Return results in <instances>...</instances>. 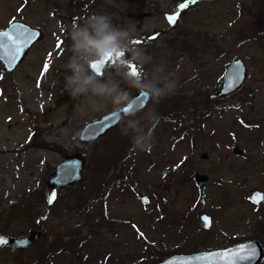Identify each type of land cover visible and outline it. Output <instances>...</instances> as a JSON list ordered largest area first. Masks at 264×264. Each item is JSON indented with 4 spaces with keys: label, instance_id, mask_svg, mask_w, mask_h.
I'll return each mask as SVG.
<instances>
[{
    "label": "rangeland",
    "instance_id": "rangeland-1",
    "mask_svg": "<svg viewBox=\"0 0 264 264\" xmlns=\"http://www.w3.org/2000/svg\"><path fill=\"white\" fill-rule=\"evenodd\" d=\"M184 3L187 7L181 8ZM258 10L264 17V0H0L1 29L19 20L44 34L12 74L0 63V234H41L27 251L0 249V264H151L155 251L166 253L164 260L173 254L225 248L233 241H255L264 248V237H258L263 243L250 239L258 220L264 223V203L258 207L249 200L250 190L264 193V31L256 32L257 39L247 32L250 21L260 22L252 18ZM91 14H106L115 25L134 28L130 47L152 57L141 65L126 53L123 69H117L110 57L95 70L100 78L114 80L130 98L135 88L123 74L132 76L129 64L141 77L163 67V74L176 82L171 94L178 113L164 120L161 100H152L138 112L142 124L148 111L160 116L151 150L124 146L117 154L126 156L127 180L109 178L96 187L99 199L71 213L87 201L94 171L104 173L110 167H97L107 157L101 153L111 139L109 133L83 149L77 135L85 124L117 109L99 97L73 98L64 87L70 74L65 65L72 54L71 25ZM169 16L176 17L175 23H169ZM137 40L141 43H134ZM235 58L246 62L245 83L227 98L210 100L209 95L219 90L225 65ZM64 93L72 102L57 101ZM127 119L112 130L113 136L123 135ZM235 147L245 157L233 154ZM95 149L103 159L96 158ZM79 151L85 159L82 182L57 190L49 204L52 191L46 179L52 168L65 155ZM195 174L208 177L203 190L196 187ZM59 203L62 208L54 213ZM21 204L27 205L20 209ZM7 210L12 214H5ZM203 213L211 217L209 231L199 220ZM88 214L95 215L91 225L85 220ZM185 214L191 216V225L183 219ZM179 225L188 228L187 237L200 250L171 253L185 246L178 239ZM55 242L68 252H60ZM136 253L140 254L135 257Z\"/></svg>",
    "mask_w": 264,
    "mask_h": 264
},
{
    "label": "clouds",
    "instance_id": "clouds-1",
    "mask_svg": "<svg viewBox=\"0 0 264 264\" xmlns=\"http://www.w3.org/2000/svg\"><path fill=\"white\" fill-rule=\"evenodd\" d=\"M134 28L117 26L112 18L106 14H91L83 23L73 22L69 31L71 39V56L65 67L70 72L66 75L64 87L70 96L99 97L110 102L114 108L125 106L129 100V93L122 90L118 83L112 79L104 80L94 70L93 65L104 61L105 57L115 58V67L123 69L126 61L123 59L127 53L133 62L141 65L151 62V55L144 49L130 47L134 39ZM122 53L117 58L116 54ZM163 67L154 70L151 76H128L123 73L130 82V86L150 96L157 103L165 96L173 93L176 82L164 75ZM141 109H137L132 115ZM141 119L129 118L124 122L122 132L129 134L131 129V141L134 149L138 151H150L152 147L153 130L160 121V116L154 110L148 111Z\"/></svg>",
    "mask_w": 264,
    "mask_h": 264
},
{
    "label": "water",
    "instance_id": "water-1",
    "mask_svg": "<svg viewBox=\"0 0 264 264\" xmlns=\"http://www.w3.org/2000/svg\"><path fill=\"white\" fill-rule=\"evenodd\" d=\"M12 23L16 24H22L25 27H27L30 31H33L37 33L38 35L33 38L32 42L29 43L26 47H24L18 57V59L14 62V64L11 67L5 66V61H0L1 66L3 70L11 74L14 72V70L24 61L25 57L29 53L30 49L37 44L38 42L43 40L44 34L41 32L42 30L35 28L33 26H30L26 23L14 21ZM11 31V26L9 25L6 29ZM225 69L222 76L221 84L219 87V90L216 93H212L209 95V99L211 100H217V99H223L227 98L230 95L236 93L239 91L242 87V85L245 83L247 74H248V68L246 65L245 60L242 58H235L231 61V63L225 65ZM231 82L232 88L228 89L226 85ZM142 92L138 91L137 89H134V94L129 98L127 104L125 106H121L117 109H115L112 112H108L107 114L103 115L102 117L89 122L85 124L82 129L79 132L78 136V146L83 149L86 147H89V145L93 144L95 141H98L106 136L110 131H112L114 128H116L123 120L126 118H129L132 115L133 112H136L137 109H141V111H144L147 109L150 104L152 103V98L150 96H142ZM131 104L132 108L130 111L125 113L123 111L124 108L128 107V105ZM143 105V106H141ZM138 114V112L136 113ZM103 127V131H100V129ZM233 154L240 157H245V153H243L238 147H235L232 149ZM82 152H77L75 154L65 155L62 157L63 159L54 167L53 172L48 176L46 179V187L47 190H51L52 192H56L57 190H65L70 187H74L78 184H80L83 180V171L85 168V159L82 157ZM201 159L206 160L207 154H203ZM194 183L196 187L199 190H203L208 177L204 174H195L193 177ZM249 199L250 202H253L258 207L264 203V193L260 191L259 189L250 190L249 193ZM140 200L147 204L148 200L145 196H141ZM207 217L208 220L204 221L202 218ZM199 220L201 221L202 228L205 231H209L212 226L211 217L203 213L199 216ZM205 223H207V227H205ZM29 235L26 237H20V238H10L7 236H4L0 234V240H3L4 243H0V249L2 248H10L14 250L15 252L20 251H26L33 247L40 239L41 234L39 231H30L28 232ZM239 244H245V245H252L257 249L258 256L257 258L250 262V264H259L260 261L263 258L264 250L261 247V244L255 241H243L239 242L235 245L223 248V249H215L210 251H200L196 253H189V254H173L169 257H166V259L157 262L155 264H181L183 261H189L192 257H196L202 254L217 252L219 250H225L229 248H234ZM192 264H201V262L192 261Z\"/></svg>",
    "mask_w": 264,
    "mask_h": 264
},
{
    "label": "trees",
    "instance_id": "trees-1",
    "mask_svg": "<svg viewBox=\"0 0 264 264\" xmlns=\"http://www.w3.org/2000/svg\"><path fill=\"white\" fill-rule=\"evenodd\" d=\"M93 4H90L89 5V7H91ZM89 7H86V8H84V9H87V8H89ZM88 10V9H87ZM261 10V9H260ZM251 13V12H250ZM256 18V19H258L260 22H258V23H255V22H252V21H250V23L248 24V26H247V32L248 33H254V35L252 36L254 39H257V36H258V34L260 35V33H256V32H258V30L259 31H264V23L263 22H261L262 20H263V15L261 14V11H257V13L256 14H252V18ZM126 55V54H125ZM126 60H128V61H131L130 60V58L128 57V55L126 56V58H125ZM262 62H263V64H264V58L262 59ZM262 73H264V69L262 70ZM67 93V92H66ZM66 93H64V94H61L60 95V97L58 98V102H64V103H68V102H72V99L71 98H68L67 97V94ZM174 97L175 96H173L172 94H169V95H167V96H165L161 101H163V102H165L164 104H162V107L160 108V113H161V115H163L162 117H163V119L164 120H166V119H168V118H170L169 117V115L171 114V115H173V114H176V113H178V111L176 110V107H175V104H174V102H173V100L172 99H174ZM207 103H209L208 101H207ZM166 109H168L167 111H169V112H166L165 113V110ZM176 110V111H175ZM170 113V114H169ZM141 114H139V115H137V116H135V117H131V118H136V119H138L139 118V116H140ZM172 117V116H171ZM116 130V129H115ZM130 132H129V134L128 135H122V136H120V134H118V135H115V136H113L112 135V131L109 133L110 135L109 136H111V139L109 140V143L107 144L108 146L106 147V149L104 150V152H102L101 154H104V153H106L107 155V157H105L104 159L103 158H101V157H104L103 155H100L99 153L100 152H98V150L97 149H95V150H93L94 151V153H98L97 155H96V158L98 159H103L102 161H101V164L99 165V166H97L98 167V169H101L102 167H108V165L110 166L109 167V169L107 170V171H104V173H99V171H94L95 172V174H96V176H93V178H92V180L90 179V181H88V184L87 185H90V190H87V201H84L83 202V204L82 205H77L74 209H73V211L71 212V213H76V212H79V211H82V209H84L86 206H90V204L95 200V199H99L100 197H101V191L100 190H97V188L96 187H99L100 188V186H104L105 184H106V182L108 181V179L109 178H112V177H117L118 179H120L121 181H123L124 179H126L127 180V177L126 176H124V174H123V164H124V161H125V158H126V156L124 155V156H118V154H117V152H119V151H121L122 149H123V147L124 146H126V145H128V146H130V148L132 147V149H133V146H132V141H131V135H132V133H131V129L129 130ZM194 135V137H196L197 135H199V134H197V133H194L193 134ZM101 141V140H100ZM116 141H119L120 143H119V145L118 146H116L115 144H116ZM99 142V141H98ZM94 144H96V143H94ZM114 147H117V148H114ZM114 151H113V150ZM113 154V155H112ZM113 156V160H111L110 159V156ZM90 163H91V161H90ZM114 172H115V175H114ZM89 180V179H88ZM93 180H96L95 182H92ZM93 189H92V188ZM96 188V189H95ZM35 196V195H34ZM27 204H21L20 205V209L22 208V207H25ZM58 207H56V209L54 210V213H56L57 212V210H59V209H61L62 207H61V203H59L58 205H57ZM5 212V214H12V213H10V212H12V210H7V211H4ZM97 214V213H96ZM26 215H28V214H26ZM94 216L95 215H93V214H88L87 215V219H85V220H87V223L89 224V225H91L92 223H90V221H91V219H94ZM174 216H178V217H182L181 215L179 216L178 214H175ZM103 218L104 217H100V219L101 220H103ZM99 219V220H100ZM183 219L185 220V222L187 221V220H189V222H186V223H189V225H191V223H192V219H191V216L190 215H188V214H185V216L183 217ZM262 220L261 219H259L258 220V227L255 229V228H253L252 230H251V236H250V239H253V240H257V241H260L261 243H263V241L261 240V239H258V237H264V223L263 222H261ZM173 224V225H172ZM171 225L174 227V221H172V223H171ZM179 226H181V229H180V231H179V242L180 243H184L185 244V246L184 247H181V246H178L177 247V250H174L173 252H171V253H176V252H183L184 250H188L187 252H195V251H198V250H200V246H199V244L198 243H196V242H194V243H192V242H190L193 238H190V236L189 237H187L188 235H190V234H188V228H186V226H183V225H179ZM185 231H187V234L185 233ZM186 234V235H185ZM194 234V233H193ZM249 239V240H250ZM238 241H233V242H231L230 244H235V243H237ZM264 244V243H263ZM55 247L58 249V250H60V252L61 251H67L66 249H67V247L65 248L61 243H58V242H55ZM143 251H145V250H143ZM68 252V251H67ZM141 253V252H140ZM140 253H136L135 254V257H137ZM155 254H157V257H156V259L154 258V260L151 262V264L152 263H154V262H157V261H160V260H162L163 259V256L164 255H166V253H164V255H162L161 253H160V251H155L154 252ZM159 253V254H158ZM46 254H48V253H46ZM135 257H132L131 259H135ZM144 257V255H142L141 254V258H143ZM148 261V260H147Z\"/></svg>",
    "mask_w": 264,
    "mask_h": 264
},
{
    "label": "snow or ice",
    "instance_id": "snow-or-ice-1",
    "mask_svg": "<svg viewBox=\"0 0 264 264\" xmlns=\"http://www.w3.org/2000/svg\"><path fill=\"white\" fill-rule=\"evenodd\" d=\"M196 0H191V3H195ZM181 8L187 7V3L181 4ZM169 23H175L176 17L169 16L167 18ZM11 26V31L0 30V61H5L6 67H11L14 62L18 59L22 49L26 47L29 43L32 42L33 38L38 34L30 31L27 27L22 24H16L9 22ZM155 39V37H151ZM134 43H141L139 40L134 41ZM123 55L122 53H117V58ZM110 57H105V60H108ZM103 63L101 61L99 64H94V70H98L99 66ZM132 76H138L137 68L135 65H128ZM45 69H47V63L45 64ZM99 74V71H97ZM232 83L229 82L226 87L228 89L232 88ZM142 96L146 97L144 93H141ZM143 106V105H141ZM132 108V105L129 104L128 107L124 108L123 111L127 113ZM103 131V127L100 129ZM55 193H52L48 197V203L52 204L55 199ZM204 221H207V217L202 218ZM205 223V227H207ZM0 243H4L3 240H0ZM258 256L257 249L252 245L239 244L234 248H229L225 250H219L217 252L202 254L196 257H192L189 261H183L181 264H192V261L201 262V264H250Z\"/></svg>",
    "mask_w": 264,
    "mask_h": 264
},
{
    "label": "flooded vegetation",
    "instance_id": "flooded-vegetation-1",
    "mask_svg": "<svg viewBox=\"0 0 264 264\" xmlns=\"http://www.w3.org/2000/svg\"><path fill=\"white\" fill-rule=\"evenodd\" d=\"M14 21H16V20H14ZM17 21H19V20H17ZM13 22V21H12ZM10 25V23L7 25V27ZM7 27H5V28H7ZM5 28H3V29H5ZM1 29V28H0ZM3 29H1V30H3ZM262 247V246H261Z\"/></svg>",
    "mask_w": 264,
    "mask_h": 264
}]
</instances>
